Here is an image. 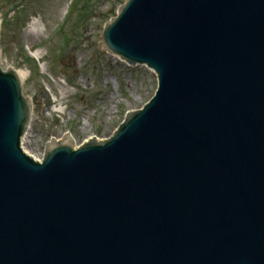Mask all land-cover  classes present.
I'll use <instances>...</instances> for the list:
<instances>
[{
	"label": "water",
	"instance_id": "1",
	"mask_svg": "<svg viewBox=\"0 0 264 264\" xmlns=\"http://www.w3.org/2000/svg\"><path fill=\"white\" fill-rule=\"evenodd\" d=\"M99 37L158 89L42 162L0 65V264H264V0H127Z\"/></svg>",
	"mask_w": 264,
	"mask_h": 264
},
{
	"label": "rangeland",
	"instance_id": "2",
	"mask_svg": "<svg viewBox=\"0 0 264 264\" xmlns=\"http://www.w3.org/2000/svg\"><path fill=\"white\" fill-rule=\"evenodd\" d=\"M126 0H0V65L28 72L32 118L24 151L41 161L52 138L74 149L107 141L129 112L154 97L158 79L98 46Z\"/></svg>",
	"mask_w": 264,
	"mask_h": 264
},
{
	"label": "bare ground",
	"instance_id": "3",
	"mask_svg": "<svg viewBox=\"0 0 264 264\" xmlns=\"http://www.w3.org/2000/svg\"><path fill=\"white\" fill-rule=\"evenodd\" d=\"M17 73L20 76L22 82H24L27 79V77H28V72L27 71L17 70ZM65 136L61 140H63L65 138ZM69 136L73 140L72 136L71 135H69Z\"/></svg>",
	"mask_w": 264,
	"mask_h": 264
}]
</instances>
